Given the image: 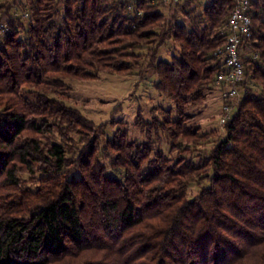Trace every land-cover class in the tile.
Masks as SVG:
<instances>
[{
	"label": "trees",
	"instance_id": "1",
	"mask_svg": "<svg viewBox=\"0 0 264 264\" xmlns=\"http://www.w3.org/2000/svg\"><path fill=\"white\" fill-rule=\"evenodd\" d=\"M129 5L0 0V264H264V0L224 136L188 110L223 70L235 0ZM105 72L152 73L178 119L139 114L145 141L126 124L109 136L63 101L66 80Z\"/></svg>",
	"mask_w": 264,
	"mask_h": 264
},
{
	"label": "rangeland",
	"instance_id": "2",
	"mask_svg": "<svg viewBox=\"0 0 264 264\" xmlns=\"http://www.w3.org/2000/svg\"><path fill=\"white\" fill-rule=\"evenodd\" d=\"M161 9L169 11L166 7ZM172 54H176L175 45L168 43L161 52V58L169 59ZM155 81L156 77L152 73L141 77H126L107 72L101 73L96 79L66 80L71 90L63 94V101L68 106L80 110L86 118L96 124L112 122L114 127L110 129L109 136H112L116 128L125 127L126 124L131 140L145 141V135L135 126L139 114L147 120L154 117L162 119V110H171L172 118L178 119L174 102L155 88ZM253 88L256 89L254 86ZM223 91L224 88L217 86L215 82L214 89L207 94L205 100L188 110L191 123L203 133L224 136V125L227 122L224 107L229 104H225ZM53 97L59 99V96ZM161 140L165 145L164 139ZM213 144L211 140L204 148L209 150ZM164 148L168 150L167 146ZM109 172L112 176L120 177V172Z\"/></svg>",
	"mask_w": 264,
	"mask_h": 264
},
{
	"label": "built area",
	"instance_id": "3",
	"mask_svg": "<svg viewBox=\"0 0 264 264\" xmlns=\"http://www.w3.org/2000/svg\"><path fill=\"white\" fill-rule=\"evenodd\" d=\"M127 1L130 7L137 0ZM169 8H174L190 0H160ZM253 0H235V6L229 16L226 29L221 31L225 36V42L218 50V56L222 60L223 70L216 77V85L224 88L223 98L235 99L241 91V84L245 81V65L242 55L245 53V41L252 34L251 3ZM6 25H0V33L6 31ZM226 120L231 119L232 107L226 105Z\"/></svg>",
	"mask_w": 264,
	"mask_h": 264
}]
</instances>
